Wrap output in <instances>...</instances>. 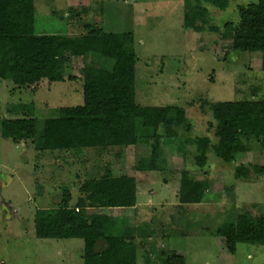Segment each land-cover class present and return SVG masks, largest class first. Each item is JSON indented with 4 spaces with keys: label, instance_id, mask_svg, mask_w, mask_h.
I'll list each match as a JSON object with an SVG mask.
<instances>
[{
    "label": "trees",
    "instance_id": "1",
    "mask_svg": "<svg viewBox=\"0 0 264 264\" xmlns=\"http://www.w3.org/2000/svg\"><path fill=\"white\" fill-rule=\"evenodd\" d=\"M236 1L184 0V27L201 36L206 32L216 34L210 45H201L202 51L250 53L261 59L264 71V0L238 5L235 22L228 21L224 27L214 23L213 13L226 11ZM87 13L86 8L70 7L68 17L78 25L74 18ZM82 27L80 47L68 36L44 37L36 33L35 0H0V80L12 82L15 89L36 90L41 77H47L50 83L66 81V53L72 56L76 50L84 60L82 105L59 107L53 117L38 118L29 113L28 105L20 104L14 116L0 119V136L33 149L39 160L57 152L69 153L85 165L87 152L92 151L98 155L112 153L120 165L117 172L107 167L101 176L85 178L75 204L70 188L62 185L56 206L35 214L36 237L83 240V264H170L175 255L162 249L157 254L163 256V262L154 258L156 248L152 246L150 252L146 249L151 244L147 233L154 231L150 232L147 224L137 227L136 220L131 221L127 214L137 205V183L143 184L142 175L148 178L150 173L172 168L174 163L164 151L171 146L175 156L178 142L195 147V164L203 172L210 152L222 162L231 163L237 155L252 151L255 144L264 149V99L201 102V113L211 118L208 134L190 138L192 126L184 108L137 103L134 34L107 32L90 22ZM105 61H113L112 69L103 67ZM142 143L146 153L135 157L134 175L123 172L127 149ZM179 171L175 205L182 214L185 205L201 204L206 198L208 173L192 176L185 168ZM256 176H264V165L241 164L234 174L236 180H254ZM214 235L224 239L230 255L236 254L240 243L264 246V216L239 211L234 222L218 228Z\"/></svg>",
    "mask_w": 264,
    "mask_h": 264
},
{
    "label": "rangeland",
    "instance_id": "2",
    "mask_svg": "<svg viewBox=\"0 0 264 264\" xmlns=\"http://www.w3.org/2000/svg\"><path fill=\"white\" fill-rule=\"evenodd\" d=\"M256 1L232 2L226 11L213 13L214 23L224 27L228 21L235 22L238 5ZM35 5L36 33L44 37L63 34L77 47L82 43L84 22L96 23L107 32L133 33L137 103L145 107L184 108L192 126L190 138L208 134L211 118L201 113V102L264 99L261 59L250 53L202 51L201 45H210L216 40V34L206 32L201 36L185 29L184 0H35ZM69 7L87 9V15L74 18L78 25L67 20ZM75 51L70 57L74 63V57L79 59L72 71L62 56L64 82L50 83L47 77H41L36 90H27L15 89L12 82L0 80V119L14 116L20 104L28 105L29 113L38 118L53 117L59 107L82 105V81L68 80L71 73L81 75L84 63ZM102 65L112 69L113 61ZM183 139L185 141L186 137ZM177 145L179 151L175 156L171 146L164 151L174 166L150 173L148 178L142 175L143 184H139L142 187L139 202L154 201L152 211L148 205L141 207L149 211L146 214L151 223L149 231H154L150 238L153 243L146 247L147 251L154 246L152 255L163 262V256L157 252L165 249L167 254L175 255L177 264H264V246L240 243L236 254L230 255L224 239L214 235L218 228L234 222L239 211L264 216V176H256L254 180L234 177L241 164L264 165V149L255 144L252 151L237 155L231 163L222 162L210 152L204 168L208 173L206 198L201 204L185 205L181 214L175 205L181 179L179 169H187L192 176L205 174L195 164V147L179 142ZM90 152H87L85 165L69 153L57 152L39 160L33 149L0 136V264H83V240L39 239L34 216L38 210L55 205L52 195L60 194L62 185L70 188L74 204L85 178L99 177L107 167L116 172L119 169V162H115L112 153ZM145 153L144 143L127 149L123 172L134 175L135 157ZM146 192L148 200L142 201ZM127 214L137 216L134 211Z\"/></svg>",
    "mask_w": 264,
    "mask_h": 264
},
{
    "label": "crops",
    "instance_id": "3",
    "mask_svg": "<svg viewBox=\"0 0 264 264\" xmlns=\"http://www.w3.org/2000/svg\"><path fill=\"white\" fill-rule=\"evenodd\" d=\"M36 6V5H35ZM70 8V7H69ZM69 8H68V10H69ZM69 16V14L67 13V20H68V17ZM47 35H49V36H64L63 34H46V36ZM71 55L70 54H68V53H66V55H65V62H67V68L70 70V71H72L73 70V65H75L77 62H78V59L76 58V57H74L73 59H75V63H74V60H72V56L70 57ZM81 58V57H80ZM84 61V60H83ZM84 67V64L81 66V69ZM70 76V78H76V79H79L80 80V76L81 75H74V74H72L71 73V75H68V77ZM69 78V79H70ZM71 80H74V79H71ZM10 117V116H9ZM196 151V150H195ZM95 154V153H94ZM196 154H197V152H196ZM196 156V155H195ZM88 167V166H87ZM104 173V172H103ZM102 173V174H103ZM101 173L98 175V176H101L102 175ZM140 188L142 189V187L139 185V183H137V190H136V198H137V205H136V207L135 208H133V209H131V210H134L135 212H136V217H132V219H134L135 218V220L136 221H134L135 223H136V225H137V227H141V226H143V225H145V224H147L149 227H150V225H151V223L147 220L148 218H147V216H146V214L149 212H147V211H144V209H141V207H145V206H149V207H151V208H149L151 211H152V207H154V201L153 200H150L149 201V203H146V204H144V203H141V202H139V196H140ZM144 190V189H143ZM146 190V189H145ZM228 190H231V188H229ZM142 193V192H141ZM150 195V194H149ZM60 196V194H58L57 193V195H56V193L55 194H53L52 195V200H53V205L54 206H56V204L59 202V197ZM148 194H147V192H146V195H145V198H142V201H147L148 199ZM55 199H57V200H55ZM75 204V203H74ZM146 208V207H145ZM131 221H133V220H131ZM153 222V221H152ZM140 231V230H139ZM149 236H151V234H149ZM152 237V236H151ZM150 237V238H151ZM154 238V237H153ZM151 241H150V243H153V241H152V239H150ZM172 262H169L170 264H174V262L173 261H175L174 259H170Z\"/></svg>",
    "mask_w": 264,
    "mask_h": 264
}]
</instances>
